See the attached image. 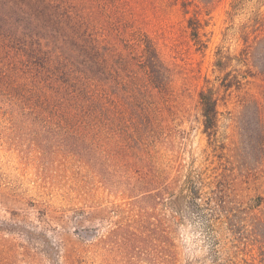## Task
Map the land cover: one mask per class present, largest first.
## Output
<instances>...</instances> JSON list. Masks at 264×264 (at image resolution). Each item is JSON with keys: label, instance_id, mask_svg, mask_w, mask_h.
Masks as SVG:
<instances>
[{"label": "trees", "instance_id": "obj_1", "mask_svg": "<svg viewBox=\"0 0 264 264\" xmlns=\"http://www.w3.org/2000/svg\"><path fill=\"white\" fill-rule=\"evenodd\" d=\"M178 1L186 15L192 6L208 12L216 2ZM252 1L232 0L231 18ZM154 3L0 0V111L40 153L73 158L104 180L122 168L144 169L138 187L162 200L166 181L141 155L157 140L163 115L171 112L173 70L142 29L141 11ZM206 27L197 14L187 19L197 52L207 49ZM240 37L239 53L218 49L214 67L222 78L204 77L198 93L210 137L216 136L221 90L239 91L247 78L264 81L259 9L241 26ZM241 104L240 141L232 155L216 146L222 153L214 155L213 167L187 176L182 194L207 223L226 226L230 250L244 255V264H264V198L244 201L237 192L256 180L264 165V92Z\"/></svg>", "mask_w": 264, "mask_h": 264}, {"label": "rangeland", "instance_id": "obj_2", "mask_svg": "<svg viewBox=\"0 0 264 264\" xmlns=\"http://www.w3.org/2000/svg\"><path fill=\"white\" fill-rule=\"evenodd\" d=\"M231 3L216 0L208 12L192 6L186 15L180 1L155 0L141 11L143 31L173 70L171 112L141 154L166 181L162 200L138 187L144 169L122 168L104 180L73 158L40 153L0 111V264H244L245 256L230 250L226 226L207 223L182 194L187 176L213 167L214 155L222 153L216 146L232 155L240 141L241 100L264 92L259 78H247L239 91L221 90L216 136L205 132L198 93L204 77L222 78L216 52L239 53L241 26L258 9L264 15V0L233 18ZM194 14L207 24L203 52L187 28ZM259 170L256 180L240 186V199L264 198V165Z\"/></svg>", "mask_w": 264, "mask_h": 264}]
</instances>
